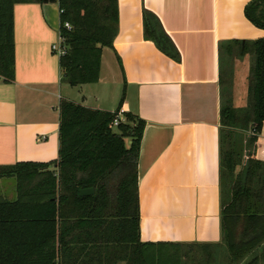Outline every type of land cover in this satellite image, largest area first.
Wrapping results in <instances>:
<instances>
[{"label":"trees","instance_id":"obj_1","mask_svg":"<svg viewBox=\"0 0 264 264\" xmlns=\"http://www.w3.org/2000/svg\"><path fill=\"white\" fill-rule=\"evenodd\" d=\"M0 0V81L14 80L13 4ZM25 1V0H21ZM67 52L62 81L77 86L99 78L102 50L118 32L117 0H54ZM264 29V0L245 6ZM64 22L70 29L62 27ZM144 35L173 60L179 52L149 12ZM245 56L252 59L250 97L236 106L225 91ZM219 153L222 242L227 264H264V161L254 156L264 124V37L219 44ZM59 150L52 163L0 166L16 179L17 196L0 198V264H223L210 245L143 242L139 238L137 161L144 121L115 112L59 102ZM127 139L130 140L127 144ZM50 164L54 165L50 168ZM94 187L81 196L79 189ZM219 258V259H218Z\"/></svg>","mask_w":264,"mask_h":264},{"label":"crops","instance_id":"obj_2","mask_svg":"<svg viewBox=\"0 0 264 264\" xmlns=\"http://www.w3.org/2000/svg\"><path fill=\"white\" fill-rule=\"evenodd\" d=\"M117 1L118 32L112 46L102 50L99 78L77 86L62 81L59 55L50 48L59 37L57 2L13 4L14 80L0 81V166L58 158L61 99L109 112L120 109L144 121L137 161L140 240L210 245L227 264L219 44L264 37V29L245 15L252 0ZM144 12L159 20L178 61L145 37ZM104 50L117 73L104 72ZM254 156L264 161V124Z\"/></svg>","mask_w":264,"mask_h":264},{"label":"rangeland","instance_id":"obj_3","mask_svg":"<svg viewBox=\"0 0 264 264\" xmlns=\"http://www.w3.org/2000/svg\"><path fill=\"white\" fill-rule=\"evenodd\" d=\"M105 49L107 48L105 47ZM109 57L112 63L113 59L111 57V53L108 50H104V59H103L104 72L105 69L107 68L111 75L117 73L118 70H116L117 68L113 67L111 63H109ZM237 61H239L238 62L239 65H237V67L235 68L236 61L234 62V71H233L232 80H230V84L229 82L228 84L224 82V87H225V91L227 90V92L229 91L231 92L232 97H234L235 105L243 106L246 105L250 97L248 91V75H249V68L252 59L248 56H245L243 59ZM15 189H16V179L14 177L0 178V197L11 198L12 196H15L16 193ZM221 260H223L222 257Z\"/></svg>","mask_w":264,"mask_h":264},{"label":"built area","instance_id":"obj_4","mask_svg":"<svg viewBox=\"0 0 264 264\" xmlns=\"http://www.w3.org/2000/svg\"><path fill=\"white\" fill-rule=\"evenodd\" d=\"M61 12V10H59V13ZM62 27L66 28V29H70V24L68 22H64L62 24ZM51 51L56 54V55H63L67 52V45L65 43L64 37L60 32V28H59V37H58V41L54 42L51 44L50 46ZM123 111H121L120 109L115 113V115L112 118L111 121V126L115 127L117 126L120 122L123 121Z\"/></svg>","mask_w":264,"mask_h":264},{"label":"water","instance_id":"obj_5","mask_svg":"<svg viewBox=\"0 0 264 264\" xmlns=\"http://www.w3.org/2000/svg\"><path fill=\"white\" fill-rule=\"evenodd\" d=\"M94 193V187H84L79 189V194L81 196L91 195Z\"/></svg>","mask_w":264,"mask_h":264}]
</instances>
